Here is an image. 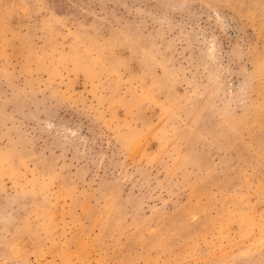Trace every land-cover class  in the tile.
I'll list each match as a JSON object with an SVG mask.
<instances>
[{
  "label": "rangeland",
  "instance_id": "374dc122",
  "mask_svg": "<svg viewBox=\"0 0 264 264\" xmlns=\"http://www.w3.org/2000/svg\"><path fill=\"white\" fill-rule=\"evenodd\" d=\"M0 264H264V0H0Z\"/></svg>",
  "mask_w": 264,
  "mask_h": 264
}]
</instances>
